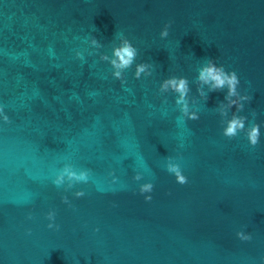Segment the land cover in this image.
I'll return each mask as SVG.
<instances>
[{
    "label": "water",
    "instance_id": "obj_1",
    "mask_svg": "<svg viewBox=\"0 0 264 264\" xmlns=\"http://www.w3.org/2000/svg\"><path fill=\"white\" fill-rule=\"evenodd\" d=\"M121 36L137 49L123 83L100 59ZM209 58L251 97L255 147L222 134L226 89L199 96ZM173 76L199 119L160 92ZM0 107V264H264V0H0ZM66 164L88 182L55 186Z\"/></svg>",
    "mask_w": 264,
    "mask_h": 264
},
{
    "label": "clouds",
    "instance_id": "obj_2",
    "mask_svg": "<svg viewBox=\"0 0 264 264\" xmlns=\"http://www.w3.org/2000/svg\"><path fill=\"white\" fill-rule=\"evenodd\" d=\"M171 21L164 26L160 32L161 39L167 38L169 36V28L171 27ZM91 45L99 49L101 44L96 38L90 40ZM77 57L83 60V55L80 52L76 53ZM137 57V49L133 44L127 39L121 36L119 46L113 47L112 55L109 57L106 54H102L100 59L110 63L113 72L112 75L115 79L124 82L123 73L125 70L129 69L135 62ZM152 65L149 63H139L136 65L134 76L136 79H140L141 75L150 76ZM197 83L199 85L197 91L200 97L208 99V94L210 92H219L226 89V94L224 97L225 102H221L218 107V112L221 117H228L229 110L235 106L236 111L232 113L230 119H225L222 123L225 125L223 127V135L229 139L236 137L240 132H245L249 144L255 147L259 143L260 138V125L257 123H252L247 129L245 128V122L247 117L238 115L239 112L243 111L245 101H250L251 97L248 95H242L238 91V86L240 85V79L236 71H226L224 66L214 62V59L209 58L205 64H203L198 69ZM207 86L208 92L205 93L204 88ZM160 92H173L176 95L175 104L179 107L181 112V118L186 117L188 120H197L199 115L197 111L190 110L188 94L190 92L189 81L185 77H170L164 79L160 85ZM0 114H3V108L0 107ZM255 115V113H253ZM3 119L5 122L9 121V117L4 114ZM166 170L170 174L175 176V180L178 184L184 185L188 183V178L183 174L181 166L179 163L172 161L169 158L166 164ZM89 179V173L87 171L74 170L72 165L66 164L59 173L55 176L53 184L57 187H61L67 184V188L70 189L75 183H87ZM136 180H140L141 176L136 175ZM154 185L151 182L144 183L140 186V193H151L153 191ZM85 193L82 191L75 192L76 197H82ZM146 201H151L152 196L146 195ZM64 202L68 203L67 197L64 198ZM31 219V216L29 217ZM47 219L49 221L55 220V212L50 211L47 213ZM49 229H59V225L55 223H49L47 225ZM237 237L242 241H249L252 239L251 235L245 234L243 231H238L236 233Z\"/></svg>",
    "mask_w": 264,
    "mask_h": 264
}]
</instances>
